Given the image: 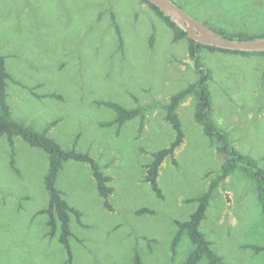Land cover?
Wrapping results in <instances>:
<instances>
[{"label":"rangeland","instance_id":"obj_1","mask_svg":"<svg viewBox=\"0 0 264 264\" xmlns=\"http://www.w3.org/2000/svg\"><path fill=\"white\" fill-rule=\"evenodd\" d=\"M214 30L264 34V0H173ZM117 28L119 30L117 34ZM120 35L122 40H120ZM0 54L6 56L8 103L16 120L47 130L66 150L88 154L110 178L104 206L89 164L69 161L57 188L78 211L71 216L73 264H185L184 238L172 254L176 221L196 211L225 157L195 121V100L181 103L185 134L160 167L162 197L145 181L153 154L176 133L166 120L170 98L198 79L186 39L142 0H0ZM212 73V117L232 144L264 170V56L202 49ZM56 94L60 98L48 95ZM141 107L143 118L103 127L116 113L97 102ZM19 173L11 165L12 155ZM48 155L20 137L0 136V264H65L67 253L47 236L44 177ZM149 209V213L139 214ZM201 230L227 264H264V215L255 182L227 177L210 202ZM200 264H205L202 261Z\"/></svg>","mask_w":264,"mask_h":264},{"label":"trees","instance_id":"obj_2","mask_svg":"<svg viewBox=\"0 0 264 264\" xmlns=\"http://www.w3.org/2000/svg\"><path fill=\"white\" fill-rule=\"evenodd\" d=\"M142 1L148 4L151 9L154 10L156 14L172 29L174 42H179L184 39L188 41V52L191 59V65L195 73L198 75V79L194 83L175 93L166 105V120L174 129L176 137L168 148L153 154V160L146 168L145 181L150 184L152 190L157 196H163L158 184L160 167L165 159L174 157L176 149L185 139L182 123L178 115V109L181 103L188 97H193L195 100V121L202 128L204 135L216 145L218 153L224 155L225 161L218 176L210 183L208 190L202 196L191 200V202L197 203V209L190 216L189 220L184 222L176 221L178 230L172 241L171 251L173 255H176L178 246L186 237L192 244L193 248L190 251L185 264H200L202 261H205V264H227L224 258L213 250L211 242L201 230V224L206 218L210 202L220 184L237 170L244 173L256 184L258 198L264 215V170L261 169L250 156L241 153L230 141L229 134L221 129L214 121L212 117L213 101L210 91L212 73L203 65L200 57V51L202 49L229 53L235 52L223 51L196 43L189 39L187 34L178 28L176 24L159 8L150 4L147 0ZM212 30L220 37L237 40L264 37V34L253 36L242 32L228 33L224 30ZM116 31L118 34V28ZM120 40H122L121 35ZM240 54H259L264 56V53ZM9 81L15 80L8 71L6 56L0 54V136H6L11 147L14 146V137H20L30 147L41 149L48 155L49 167L44 177V186L48 195V205L45 209L40 211L39 214L48 216L47 225L49 231L47 236L54 238L59 232L58 241L67 253L65 264H73L74 255L70 245V238L73 236L71 230V216L73 214L79 216V213L68 204L63 193L57 188V181L60 172L63 169L64 164L69 161L89 164L96 181L98 194L103 198L104 206L107 209L112 210V206L108 201L109 196L113 193V188L109 185L110 178L103 174L98 163L88 154L77 152L75 149H63L58 142L48 136L47 130L39 131L24 121L16 120L12 115L8 103L7 89ZM48 96L51 98H60L56 94ZM97 104L109 108L116 113V118L114 120L102 123L103 127H110L112 125H118L121 127L127 121L144 117V110L141 107L128 109L116 102L110 101H100L97 102ZM11 165L13 170L16 173H19V170L16 167L14 153L12 155ZM149 212H151L149 209H143L139 211V214ZM245 248H251L257 254L264 252V247L245 246ZM133 264H144V262L138 254H135Z\"/></svg>","mask_w":264,"mask_h":264},{"label":"water","instance_id":"obj_3","mask_svg":"<svg viewBox=\"0 0 264 264\" xmlns=\"http://www.w3.org/2000/svg\"><path fill=\"white\" fill-rule=\"evenodd\" d=\"M168 16L196 43L236 53H264V37L237 40L218 36L210 27L187 14L173 0H147Z\"/></svg>","mask_w":264,"mask_h":264}]
</instances>
